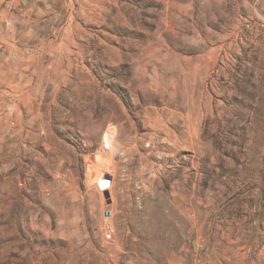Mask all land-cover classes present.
Listing matches in <instances>:
<instances>
[{
	"label": "rangeland",
	"instance_id": "obj_1",
	"mask_svg": "<svg viewBox=\"0 0 264 264\" xmlns=\"http://www.w3.org/2000/svg\"><path fill=\"white\" fill-rule=\"evenodd\" d=\"M0 264H264V0H0Z\"/></svg>",
	"mask_w": 264,
	"mask_h": 264
},
{
	"label": "built area",
	"instance_id": "obj_2",
	"mask_svg": "<svg viewBox=\"0 0 264 264\" xmlns=\"http://www.w3.org/2000/svg\"><path fill=\"white\" fill-rule=\"evenodd\" d=\"M107 215H106V218H108L110 215H111V211H107ZM114 233V229L110 226V225H107V228H106V234L108 237L112 236Z\"/></svg>",
	"mask_w": 264,
	"mask_h": 264
}]
</instances>
